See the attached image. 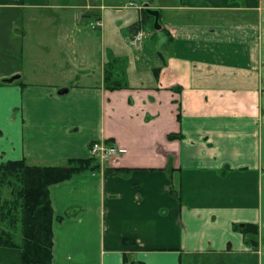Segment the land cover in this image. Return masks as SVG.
I'll return each mask as SVG.
<instances>
[{
  "label": "crops",
  "instance_id": "0c3cea01",
  "mask_svg": "<svg viewBox=\"0 0 264 264\" xmlns=\"http://www.w3.org/2000/svg\"><path fill=\"white\" fill-rule=\"evenodd\" d=\"M146 3L163 21L133 47ZM2 11L0 162L64 165L99 139L126 148L50 187L52 264H264V0H0ZM45 11L62 14L66 60L55 80H26L14 18L29 27ZM82 18L100 21L97 50L68 31ZM106 69L124 87L106 88ZM0 264H22V251L0 246Z\"/></svg>",
  "mask_w": 264,
  "mask_h": 264
},
{
  "label": "trees",
  "instance_id": "16d2710c",
  "mask_svg": "<svg viewBox=\"0 0 264 264\" xmlns=\"http://www.w3.org/2000/svg\"><path fill=\"white\" fill-rule=\"evenodd\" d=\"M150 21H155V17L142 8V19L136 25L135 32ZM109 71L111 69H106L104 75L105 87L112 90L124 87L121 81L113 79ZM168 137L175 139L181 135L170 134ZM100 169L101 164L91 156L70 158L64 165H34L26 159L0 162V246L20 249L22 264H52L55 216L50 187ZM117 170L121 173L120 169ZM3 188L9 189V197H3ZM236 228L254 246L258 245L256 225H237ZM124 243L131 241L125 239ZM124 264L144 263L128 261L126 257Z\"/></svg>",
  "mask_w": 264,
  "mask_h": 264
},
{
  "label": "rangeland",
  "instance_id": "374dc122",
  "mask_svg": "<svg viewBox=\"0 0 264 264\" xmlns=\"http://www.w3.org/2000/svg\"><path fill=\"white\" fill-rule=\"evenodd\" d=\"M82 13V11H81ZM84 13V12H83ZM28 14V13H27ZM31 14V13H30ZM10 12H0V20L2 22L0 23V28H2V33L6 34L8 30H6V26L11 28L9 26V20H10ZM62 14L55 12L52 13L50 11H45L43 13L39 14V19L42 21V23L34 22L30 23L29 27L24 23H21L20 20L14 18L15 25L18 28L27 30L28 34L26 33L23 45V55H20V47L16 44L15 52L17 51L18 56H15V62L19 63V65L23 68V71L28 75L25 77L26 80L31 79H53L55 80L59 75V70L61 69L62 63H65L66 59H63V53L62 47L60 44L56 42L55 37L59 33V30H64L62 27L61 22L58 24L57 19L61 18ZM88 15H85V18H87ZM97 20V19H96ZM81 22L77 26H72L68 29V31H73L72 34L73 37H86L90 38L91 40L89 43H85L82 45H79L80 48H90L91 50H97L98 43L100 41V31L99 29H94L92 27L94 23V20H86L81 19ZM161 21L159 23L161 24ZM93 24L91 25V23ZM6 30V31H5ZM143 33V35L147 38H149L148 41H150L152 38L149 36L151 31H155V21H150L148 25L140 29ZM144 37V40L146 38ZM165 35L162 33H159L157 41L159 42L160 39L164 38ZM93 39V41H92ZM152 42V41H150ZM65 49L68 48L67 45H63ZM95 46V47H94ZM149 47H151L149 45ZM3 52V51H2ZM66 52V51H65ZM16 63V64H17ZM61 65H60V64ZM126 61H123V63L119 62L118 68H120L123 64H125ZM8 65V64H7ZM66 64H64L63 68L65 69ZM4 69V64L0 62V73ZM37 76V74H39ZM35 74V75H32ZM3 197H9V189L3 188Z\"/></svg>",
  "mask_w": 264,
  "mask_h": 264
},
{
  "label": "built area",
  "instance_id": "2783aa9c",
  "mask_svg": "<svg viewBox=\"0 0 264 264\" xmlns=\"http://www.w3.org/2000/svg\"><path fill=\"white\" fill-rule=\"evenodd\" d=\"M91 23L94 29L99 28L100 21L95 20ZM144 35L141 30L129 38L128 42L133 47H139L144 41ZM90 156L94 157L101 165L112 163L117 157L126 153V148L109 139H99L93 141L89 147Z\"/></svg>",
  "mask_w": 264,
  "mask_h": 264
},
{
  "label": "water",
  "instance_id": "95a60500",
  "mask_svg": "<svg viewBox=\"0 0 264 264\" xmlns=\"http://www.w3.org/2000/svg\"><path fill=\"white\" fill-rule=\"evenodd\" d=\"M144 8L147 10V12L150 15L155 17V28L160 29V27H161V25L159 23L160 11L156 10V9H151L147 3L145 4ZM61 92H64V91H61Z\"/></svg>",
  "mask_w": 264,
  "mask_h": 264
}]
</instances>
